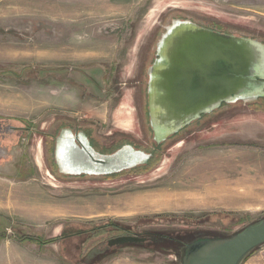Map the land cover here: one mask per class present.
Returning a JSON list of instances; mask_svg holds the SVG:
<instances>
[{
    "label": "rangeland",
    "instance_id": "374dc122",
    "mask_svg": "<svg viewBox=\"0 0 264 264\" xmlns=\"http://www.w3.org/2000/svg\"><path fill=\"white\" fill-rule=\"evenodd\" d=\"M260 13L239 0H0V264H181L182 246L264 219V102L226 105L156 147L146 99L174 22L264 42ZM83 128L101 151L133 143L150 163L109 178L58 170L56 142ZM159 232L179 243L145 236Z\"/></svg>",
    "mask_w": 264,
    "mask_h": 264
},
{
    "label": "water",
    "instance_id": "95a60500",
    "mask_svg": "<svg viewBox=\"0 0 264 264\" xmlns=\"http://www.w3.org/2000/svg\"><path fill=\"white\" fill-rule=\"evenodd\" d=\"M157 57L149 70L148 89L149 116L157 144L223 104L253 103L264 96V45L256 40L223 36L176 21L160 38ZM66 134L71 132L58 139L57 157L65 149L62 169L69 165L74 170L69 174L81 175L82 167L89 168L91 162L82 160V150L74 145V139L65 147ZM76 137L84 138L82 134ZM79 143L82 147L81 140ZM83 147L88 155L92 152L86 142ZM150 158L125 146L112 156L91 159L99 167L119 172L147 165ZM128 240L123 244L138 242ZM262 246L264 219L226 238L200 239L182 246L179 259L181 264H242Z\"/></svg>",
    "mask_w": 264,
    "mask_h": 264
},
{
    "label": "flooded vegetation",
    "instance_id": "af4514ba",
    "mask_svg": "<svg viewBox=\"0 0 264 264\" xmlns=\"http://www.w3.org/2000/svg\"><path fill=\"white\" fill-rule=\"evenodd\" d=\"M181 22V21H180ZM182 22H187V21H182ZM198 26V25H197ZM204 30H207V31H211V32H214V33H217V34H220V35H223V36H234L232 34H229L227 33L226 31H223V30H219L217 28H212V27H206V26H198ZM166 33V29L164 30V33L162 34V36ZM161 36V37H162ZM236 37V36H234ZM237 38H244V39H250V38H246V37H237ZM257 39V38H256ZM256 39H252L251 40H256ZM258 41V39L256 40ZM260 43H262L264 45V42L262 41H258ZM158 59L157 57V48H155L154 50V59L152 60L151 62V65L150 67L147 69V72H146V77H147V83H146V99H147V118H148V127L150 128V132L152 133V137H153V142L155 143L156 147H160L162 145H164L165 143H168L172 138L178 136L180 133H183L184 131H186L190 126L194 125L195 123L199 122L201 119L203 118H206L208 115H203L201 116L200 119L190 123L189 125H187L186 127H184L182 130H180L178 133L176 134H173L171 135L170 137H168L165 141L161 142L160 144H157V142L155 141V134H154V131L151 127V120H150V116H149V97H148V89H149V84H150V76H149V70L150 68L153 66V64L155 63V61ZM142 83V82H141ZM139 83V84H141ZM143 86V85H142ZM262 94L264 95V90L262 92ZM264 102V96H261V98H259L257 101H255V103H252V104H256V103H259V102ZM224 106V104L222 105ZM225 107V106H224ZM211 115V114H209ZM67 131H70V130H65L64 134L67 132ZM89 130L83 128L82 129V135L84 136V138L80 139V138H77L76 136L77 135H73L71 134L70 136L68 134L65 135V139H66V145L65 147L67 146V141L69 142L70 139H74V145L79 149V150H82V160H90L91 162V165L89 168H85V167H82V174L81 175H71L72 172H74V170H72L69 165H63V169H62V160L64 158V152H65V149H63L64 151L60 150L59 152V155L57 157V153H56V149H57V145H58V141L56 142V145L54 147V161H55V165L57 166L58 170H61L63 172H65L66 174L70 175V176H84V177H102V178H109V177H115L123 172H126V171H131V170H134L136 168H140V167H144V165L142 166H137L133 169H130V170H122V171H115V170H112L111 168H105V167H99L97 164H93L94 160L92 159H97V157H107V156H112L113 154H115L117 151H119L121 148L123 147H132L135 151H138V152H143L145 155H148L152 158V154H147L145 153L142 148L141 149H136L134 144L133 143H126V144H122L117 150L115 151H108V152H103L101 151L100 149L97 148L96 144L93 142L91 136L89 135ZM79 140L82 141V147L79 143ZM85 142L88 144V147L92 150L91 153H89V155L87 154V152L85 151ZM94 156V158H93ZM97 156V157H96ZM92 158V159H91ZM150 158V160H151ZM150 160L148 162V164L150 163ZM86 165H89L88 163H86ZM147 166V165H146ZM118 170V169H116ZM71 173V174H69Z\"/></svg>",
    "mask_w": 264,
    "mask_h": 264
},
{
    "label": "crops",
    "instance_id": "0c3cea01",
    "mask_svg": "<svg viewBox=\"0 0 264 264\" xmlns=\"http://www.w3.org/2000/svg\"><path fill=\"white\" fill-rule=\"evenodd\" d=\"M239 1H240V4L243 3V1H244V5H245V8H247V10H252V9H254L255 6H258V8H260V12H261L260 14L264 15V0H239ZM258 11H259V9H258ZM219 110H221V109H219ZM144 166H146V165H144ZM126 249H128V248H123L121 250L124 251ZM262 255L260 257H261L263 262L262 261H260V262L262 264H264V257H262ZM250 259H252V258H250ZM250 259L248 258L247 261L249 262ZM258 260H259V258L255 257V259L253 260V262H254L253 264H257ZM90 264H93V263L91 262Z\"/></svg>",
    "mask_w": 264,
    "mask_h": 264
},
{
    "label": "trees",
    "instance_id": "16d2710c",
    "mask_svg": "<svg viewBox=\"0 0 264 264\" xmlns=\"http://www.w3.org/2000/svg\"><path fill=\"white\" fill-rule=\"evenodd\" d=\"M224 106H222L221 108H223ZM187 233H189V232H187ZM169 235L170 234H168V233H160V232L157 233V234H149V235L148 234H145V236H151L153 238H156V239L161 240L162 241L161 244H163L162 246H166V245H169V244L174 245V242H178L179 243V239H176V238L172 237L171 235L170 236ZM104 257L105 256L101 255L98 258L103 259Z\"/></svg>",
    "mask_w": 264,
    "mask_h": 264
}]
</instances>
